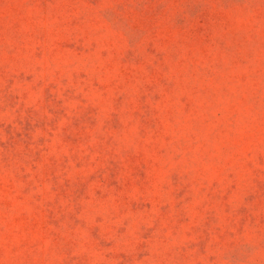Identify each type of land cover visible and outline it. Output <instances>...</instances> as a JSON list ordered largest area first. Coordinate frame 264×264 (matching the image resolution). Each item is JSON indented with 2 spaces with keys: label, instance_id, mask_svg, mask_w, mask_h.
Returning a JSON list of instances; mask_svg holds the SVG:
<instances>
[{
  "label": "rangeland",
  "instance_id": "374dc122",
  "mask_svg": "<svg viewBox=\"0 0 264 264\" xmlns=\"http://www.w3.org/2000/svg\"><path fill=\"white\" fill-rule=\"evenodd\" d=\"M0 264H264V0H0Z\"/></svg>",
  "mask_w": 264,
  "mask_h": 264
}]
</instances>
